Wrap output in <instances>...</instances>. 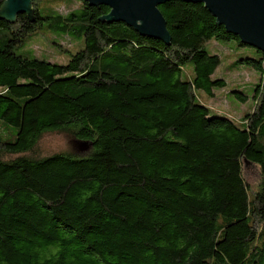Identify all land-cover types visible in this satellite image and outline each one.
Instances as JSON below:
<instances>
[{
	"label": "trees",
	"instance_id": "trees-1",
	"mask_svg": "<svg viewBox=\"0 0 264 264\" xmlns=\"http://www.w3.org/2000/svg\"><path fill=\"white\" fill-rule=\"evenodd\" d=\"M159 10L170 45L86 0L0 18V264H264V53L203 4ZM38 40L66 63L28 56ZM212 41L252 49L237 63L261 76L238 121L204 104L228 84ZM54 132L89 154L35 156Z\"/></svg>",
	"mask_w": 264,
	"mask_h": 264
},
{
	"label": "water",
	"instance_id": "water-1",
	"mask_svg": "<svg viewBox=\"0 0 264 264\" xmlns=\"http://www.w3.org/2000/svg\"><path fill=\"white\" fill-rule=\"evenodd\" d=\"M92 7L106 6L110 23H122L142 36L171 44L167 23L159 7L172 1L203 4L227 32L242 44L264 53V0H86ZM32 16V0H7L0 18L14 21ZM246 163L249 164L248 161Z\"/></svg>",
	"mask_w": 264,
	"mask_h": 264
},
{
	"label": "rangeland",
	"instance_id": "rangeland-1",
	"mask_svg": "<svg viewBox=\"0 0 264 264\" xmlns=\"http://www.w3.org/2000/svg\"><path fill=\"white\" fill-rule=\"evenodd\" d=\"M67 42L68 39H65V43ZM51 48H54L53 51H49ZM207 49L211 54H218L224 58L223 65L217 70L214 78H223L228 84L224 89L216 90L215 97L205 99L204 104L214 111L229 115L238 121L245 112L254 107V90L255 86L260 83L261 76L256 70L237 63L238 58L251 54L252 49L238 48L236 41H212L208 44ZM25 50H28V56L43 54V59H53L58 63H66L69 56L68 53H63L60 48L50 46L45 40H38L32 45H28ZM25 50L23 48L18 52L22 54ZM235 90H242L248 96L246 103L236 98V95L232 93ZM198 94L204 96L202 92H198ZM90 150L89 145L80 143L71 134L54 132L47 133L42 137L34 155L45 157L56 153H70L76 156H86ZM243 168L245 180L253 190L257 189L262 179L261 168L246 162L243 163Z\"/></svg>",
	"mask_w": 264,
	"mask_h": 264
}]
</instances>
